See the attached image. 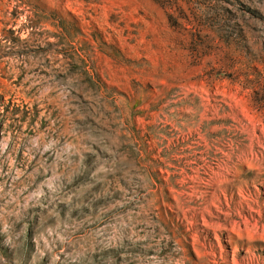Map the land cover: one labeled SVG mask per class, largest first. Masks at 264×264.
I'll return each mask as SVG.
<instances>
[{
	"label": "rangeland",
	"instance_id": "rangeland-1",
	"mask_svg": "<svg viewBox=\"0 0 264 264\" xmlns=\"http://www.w3.org/2000/svg\"><path fill=\"white\" fill-rule=\"evenodd\" d=\"M0 264H264V0H0Z\"/></svg>",
	"mask_w": 264,
	"mask_h": 264
},
{
	"label": "bare ground",
	"instance_id": "bare-ground-1",
	"mask_svg": "<svg viewBox=\"0 0 264 264\" xmlns=\"http://www.w3.org/2000/svg\"><path fill=\"white\" fill-rule=\"evenodd\" d=\"M263 72V71H262ZM260 77H263L262 75L260 76ZM245 78V77H244ZM248 78V77H247ZM253 78H255V77H253ZM252 78V79H253ZM250 79V78H249ZM261 81H262V79H261ZM258 82H259V80H258ZM247 83V82H246ZM259 84V83H258ZM261 84V83H260ZM263 84V83H262ZM261 86V85H260ZM242 148V146H237L236 148H235V150H239L240 151V149ZM251 151V150H250ZM245 154V153H244ZM249 158V157H248ZM257 158V157H256ZM212 159V158H211ZM187 161V160H186ZM192 163V162H191ZM197 163V162H196ZM195 164V163H194ZM206 166H209L208 164H206ZM228 170L230 171V173H232V174H235L237 171H239L240 169H245V162H244V160H233V159H231L229 162H228ZM204 167V166H203ZM213 167V166H212ZM183 169L186 171V173L187 172H189V171H191L192 170V167L188 164V166L186 165V167L184 166L183 167ZM200 169H202V168H200ZM252 170V169H251ZM245 173L246 172H248L249 170L248 169H245V170H243ZM198 172V171H197ZM181 173V172H180ZM206 174V173H205ZM185 176H187V175H185ZM189 182V181H188ZM203 183H204V181H203ZM190 187V186H189Z\"/></svg>",
	"mask_w": 264,
	"mask_h": 264
}]
</instances>
